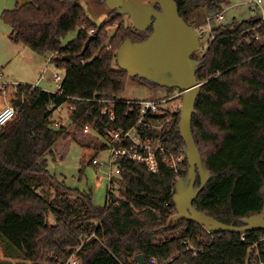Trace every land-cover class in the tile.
I'll return each mask as SVG.
<instances>
[{"label": "trees", "instance_id": "obj_1", "mask_svg": "<svg viewBox=\"0 0 264 264\" xmlns=\"http://www.w3.org/2000/svg\"><path fill=\"white\" fill-rule=\"evenodd\" d=\"M221 1L175 0L179 15L194 26L191 16L196 11L204 10L203 19L217 14ZM111 13L113 18L99 27L79 0H24L1 14L11 29V42L37 54H51L50 62L64 70V81L55 93L20 84L14 100L19 112L0 127V243L5 257L16 264H59L70 256L68 249L78 248L81 264H137L134 258L140 254L144 264H264V230L211 234L193 222H176L174 214H168L170 209L175 212L174 186L186 177L187 160L178 176L163 166L153 174L144 165L122 162L118 180L125 198H116L108 188L103 207L92 204L90 192L58 181L56 187L64 193L77 195L79 206L61 200L59 194L50 200L37 192L38 181L54 180L46 176V157L56 148V154H62L69 141H76L68 127L54 126L58 107H72L69 125L82 129L76 142L94 152L107 150L108 131L128 129L138 118L137 109L121 98L130 77L118 68L115 55L126 37L143 41L152 29L136 31L124 24L123 16ZM115 22L118 26L108 36L106 29ZM74 30H78L76 38L62 46L61 39ZM212 35L205 50L192 54L201 61L196 74L201 89L191 131L211 176L192 205L239 227L242 219L264 209V18H233L215 26ZM90 36L93 39L83 51ZM135 79L167 93L174 90ZM104 108L113 109V120ZM179 120L180 109L156 133L173 150L184 147ZM87 133L95 142L82 139ZM199 184L197 177L195 188ZM184 242L201 251L189 250ZM0 264L13 263L0 260Z\"/></svg>", "mask_w": 264, "mask_h": 264}, {"label": "water", "instance_id": "obj_2", "mask_svg": "<svg viewBox=\"0 0 264 264\" xmlns=\"http://www.w3.org/2000/svg\"><path fill=\"white\" fill-rule=\"evenodd\" d=\"M119 15H128L136 31H152L143 41L126 37L116 50V63L129 77H139L162 88L183 91L178 129L184 142L188 171L174 186L173 220H186L204 227L211 234L236 233L264 230V209L255 216L242 219V226L226 225L193 207V201L206 186L211 176L203 167L196 139L191 131V119L201 84L196 74L200 60L192 54L200 50V40L194 25H189L179 15L175 0H101ZM159 7V11L155 9ZM93 36L84 45L88 47ZM64 59V58H63ZM69 60V58H68ZM199 178V186L195 183ZM137 264H144V257L136 255Z\"/></svg>", "mask_w": 264, "mask_h": 264}, {"label": "rangeland", "instance_id": "obj_3", "mask_svg": "<svg viewBox=\"0 0 264 264\" xmlns=\"http://www.w3.org/2000/svg\"><path fill=\"white\" fill-rule=\"evenodd\" d=\"M17 1L19 0H0V63L5 59L8 61L4 64H0V79L7 85V88L4 87L6 97L4 99L1 98L0 108L9 104L13 99H16L18 94L17 91L12 88L14 83L37 86L44 91L54 93L57 88L53 80V75L58 74L59 76H64V70L50 62L51 54H37L21 44L16 45L7 37L11 29L1 20V14L5 10L14 9L17 6ZM247 1L248 0H222L220 6L221 11H224V21L221 23L213 21L212 27L214 28L220 24H227L231 22L233 18L237 21H242L250 17H261L264 15V0H262L261 9L255 13L251 12L252 5L247 4ZM79 4L90 20L98 27L101 26L103 22L113 18V14L101 0H79ZM203 14H205L204 10L200 9L191 16V20L196 22L194 27H205L204 25H206V22L205 19H203ZM120 19L126 26L133 27L129 18L123 17ZM117 23L118 22H115L110 28L106 29L108 36L112 35L115 28L118 26ZM77 34L78 30L69 32L61 39V45L64 47L67 46V44L76 38ZM201 41L203 43V40ZM201 51L202 50H199V52ZM173 92L175 93L176 91L173 90ZM173 92H171V94H173ZM167 94L170 93H167L161 88H152L138 81L135 77H130L125 83L121 98L124 100H148L158 99ZM171 103L173 105L181 104V99L178 97ZM53 120L58 126L68 127L69 131L74 133L76 141L79 139L82 129L78 130L69 125L70 117L67 104H63L60 106L59 110L54 111ZM90 133L98 139L99 142H104L94 131H90ZM91 135L87 133L82 139L84 138V141L87 142L88 140L93 141ZM76 141H69L62 154L57 155L58 148H56L55 154L53 153L52 156L46 157V176L54 180L51 184L38 181L39 188L37 187V192L50 200L59 194L61 200L71 202L73 207L79 206V202H75L77 200V195L64 193L62 187H56L58 181L63 183L67 188L76 189L79 192H90L92 197L91 202L96 207H103L105 205L108 198V188L111 189L116 198L124 199L125 196L123 195L121 183L118 180V174H114L113 183L108 187V181L106 179L108 168L105 167L98 171L95 167L91 166L90 163L92 158H96L99 163L107 164L109 151L94 152L91 149H84ZM65 145L66 143L61 144V146ZM85 154L86 156L82 164V158ZM81 169L82 172H80ZM168 214H175V212L170 209ZM49 218L50 222H52V217L49 216ZM0 260H9L13 264L17 263L16 260L5 257L1 243Z\"/></svg>", "mask_w": 264, "mask_h": 264}, {"label": "built area", "instance_id": "obj_4", "mask_svg": "<svg viewBox=\"0 0 264 264\" xmlns=\"http://www.w3.org/2000/svg\"><path fill=\"white\" fill-rule=\"evenodd\" d=\"M262 0H248L247 4H251V12L255 13L262 7ZM262 19L264 15L261 16ZM206 25L205 27H194L200 40V50H205L208 42L213 39L212 35V22H223L224 21V11H221L214 15H206L204 17ZM93 30L89 31L92 34ZM254 38L259 39L260 35L258 32L254 33ZM203 40V43L202 41ZM53 80L56 83L58 92L61 88V84L64 81V76H59L58 74L53 75ZM20 83H14L12 88L17 91ZM25 85V84H23ZM5 88L7 85L3 83L0 79V100L6 97ZM37 87V86H33ZM176 91L173 94L164 95L158 99H148V100H125L128 105L134 106L137 109L138 118L134 125L128 129H122L119 131L110 130L107 132L105 141L107 142L109 151V157L107 164L99 163L96 158L91 159V166L95 167L96 170L107 167L106 179L108 181V187L113 183L114 174H120L123 170L120 165L122 162H129L135 164L144 165L148 171L153 174H158L160 172V167L163 166L167 170L171 171L176 176L179 175L185 161L186 157L183 149H170L162 141L159 134L172 120V115L180 109V103L178 105H173L171 102L176 98L182 99L183 91L179 89H174ZM54 92V93H55ZM17 97V96H16ZM24 98L21 96V103ZM97 103L108 104L112 101L106 99H94ZM58 107L56 110H59ZM72 109L68 106V111ZM19 112V105L14 102V99L9 103L0 108V127L6 126L12 120L15 119ZM103 112H108L109 119L113 120L115 117L112 108H104ZM54 121V120H53ZM54 126H58L54 121ZM188 245V243L184 242ZM188 249L192 251L197 250L194 246L188 245ZM71 253L70 256L64 262L58 260L59 264H81V260L77 255L78 248L68 249ZM54 260H57L54 257Z\"/></svg>", "mask_w": 264, "mask_h": 264}, {"label": "crops", "instance_id": "obj_5", "mask_svg": "<svg viewBox=\"0 0 264 264\" xmlns=\"http://www.w3.org/2000/svg\"><path fill=\"white\" fill-rule=\"evenodd\" d=\"M19 2H20V3H23L24 0H21V1L19 0V1H17V4H19ZM10 34H11V31L7 34V37H9ZM15 44H16V43H15ZM16 45H20V44H16ZM21 45H22V44H21ZM20 52H21V51H20ZM5 62H8L7 59L2 60L0 64H4Z\"/></svg>", "mask_w": 264, "mask_h": 264}, {"label": "flooded vegetation", "instance_id": "obj_6", "mask_svg": "<svg viewBox=\"0 0 264 264\" xmlns=\"http://www.w3.org/2000/svg\"><path fill=\"white\" fill-rule=\"evenodd\" d=\"M104 4V3H103ZM106 6V5H105ZM107 7V6H106ZM108 8V7H107ZM155 9L157 10V11H159V7L158 6H155ZM108 10H110V12H114V13H116V10H114V9H109L108 8ZM117 14V13H116ZM121 16H123V17H127V18H129L128 17V15H121ZM130 19V18H129Z\"/></svg>", "mask_w": 264, "mask_h": 264}, {"label": "clouds", "instance_id": "obj_7", "mask_svg": "<svg viewBox=\"0 0 264 264\" xmlns=\"http://www.w3.org/2000/svg\"><path fill=\"white\" fill-rule=\"evenodd\" d=\"M0 123H3V121H0Z\"/></svg>", "mask_w": 264, "mask_h": 264}]
</instances>
